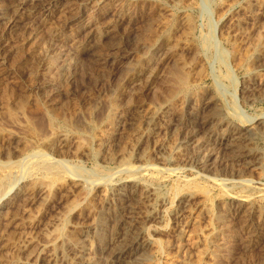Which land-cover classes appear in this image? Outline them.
<instances>
[{
  "label": "rangeland",
  "instance_id": "obj_1",
  "mask_svg": "<svg viewBox=\"0 0 264 264\" xmlns=\"http://www.w3.org/2000/svg\"><path fill=\"white\" fill-rule=\"evenodd\" d=\"M16 1L0 0V179L11 176L9 186L23 191L19 200L0 204V264H48L66 238L80 240L78 228L92 221L106 192L132 176L160 197L194 194L187 205L176 200L166 210L156 204L161 214L150 224L152 251L142 264L215 263L222 206L232 209L229 221L241 203L251 223L258 222L255 211L264 215V69L255 61L264 43V0H63L45 13L37 7L28 30L13 31L10 21L24 12L21 4L35 5ZM122 56L130 58L120 67ZM79 57L86 60L75 63ZM70 60L73 79L62 71ZM158 111L167 113L166 125L178 117L185 123L194 112L197 121L220 113L252 127L262 159L241 182L225 175L239 168L231 153L214 161L217 172H205L180 148L181 125L157 135L163 163L151 142L139 167L103 164L98 140L111 133L118 116L137 117L113 152L125 154L141 119ZM47 160L62 173L35 168ZM237 233L229 255L234 264L262 258L264 238Z\"/></svg>",
  "mask_w": 264,
  "mask_h": 264
},
{
  "label": "bare ground",
  "instance_id": "obj_2",
  "mask_svg": "<svg viewBox=\"0 0 264 264\" xmlns=\"http://www.w3.org/2000/svg\"><path fill=\"white\" fill-rule=\"evenodd\" d=\"M62 1L63 0H35L34 6H26V7H24L21 4L24 12L18 14L10 21L11 30L27 31L28 30L27 22L30 18L33 17L35 10L38 9L37 7H40V9L44 10L43 12L45 13L52 6L54 7V5H58ZM21 3H23V1ZM38 12L40 13V10ZM85 54L87 56L92 57V55L94 54V50L92 48L91 49L87 48ZM83 58L84 57L73 58V61L76 63L78 60H82ZM129 58H130L129 56H122V58L118 59L121 62L120 67L123 66V64ZM84 60H86V58H84ZM255 61L259 64L260 68L264 69V43L256 51ZM73 66L74 65L71 64V60H70V62H68L66 65L62 67V71L64 72V74L68 75L67 77L69 79H73L74 75L76 74V73L74 74L72 71ZM123 72H125V69ZM256 84L258 86V83H255L252 86L250 85V89L252 87L254 88L253 91H256L255 90L257 87ZM260 86L264 87V83H262ZM9 112L12 113L11 111ZM166 114L162 111L161 112L158 111V112L149 113L146 116H144V118H142L140 121L141 124L139 123L141 127L138 125L140 129L136 133H134L136 136L131 141L130 150L126 151L127 153L125 154H121V153L113 154L119 142L121 143L122 139L125 138L124 136L131 129L130 125L133 126L134 124H136L137 121L136 119L137 117L135 118L131 116L124 120L121 116H118L116 118L115 123L110 124L112 126L111 133L109 135L107 134L103 136L98 140V143L100 144L104 152V156L102 160L103 164L108 165L110 161L114 160L117 164L116 166L119 169L125 168L132 170L135 167H139L143 165L145 161H147L145 159L147 156L145 155L146 145L151 142H154V148H155L154 150L156 152L157 159L159 160V162L163 163L165 160L162 151L163 147L161 145H158V143L156 142L157 135L162 129H165L167 132L177 131L181 125H183V127L181 128L182 129L181 132L183 133V135L181 138L180 148L188 150L190 156L188 159L191 161V163H194L205 172L211 173L213 170L215 171L216 169H213L214 161L216 160L219 161L220 160L219 158L222 156V154L227 155L231 153L232 155H234L232 157L234 163H237V165H239V168L233 172L226 173L225 175L236 177V179L238 178L240 181L243 180L246 176L245 174L250 169H252L254 165L260 163V160L262 159L261 152L259 151V149L256 148V142H255L256 132L252 127H244V128L239 127L234 123L230 122L228 119L222 117L220 113L214 114V118H212V116L211 117L206 116L203 117L202 120L199 118L201 121H197L195 115H193L194 112L190 114L189 119L185 123L183 122L182 118L178 117V119L175 118L176 120L172 122H168V124L166 125L165 124L167 121ZM220 128H223L222 129L223 131L220 132L219 131ZM201 132L203 134L199 138V134ZM47 143L51 145L52 140L48 139ZM25 160H27V158ZM17 164L19 163L17 162ZM35 168H43L45 173L50 175L53 174L56 175L58 174V172L62 173L61 168H59L56 164L52 162H48V160L46 162H43V164L40 165L38 164L37 166H35ZM222 173L221 175H223L225 172L223 174ZM10 178L12 177L7 175L0 179V194L2 195V198L0 199V204H3V202L5 201H7L6 204L8 205L11 204L12 201L16 200V198L19 197L18 196L19 192L23 191L19 189V192H17L18 184H16L14 181L13 182L15 184L12 187H10L9 185L12 184ZM178 196H180V198H178ZM193 198H194V194L191 192H185V194L183 193V195H181L178 192V195L175 197H170V196L160 197L153 189L142 187L136 181L134 176H132L131 179L124 181L117 187L113 188L112 190L110 189V191L106 192V194L102 198L101 207L97 209L96 212H94L92 221L90 220L88 222L84 221L85 223L81 226V228L79 226H78L79 228L76 227L80 229L78 231V233L80 234L79 241H73L71 237L68 239L66 238L65 240L62 237V239L65 240L63 249L60 252L57 251L58 253L56 254L55 253L53 255L51 254V256L48 259V264H58V261H62L64 262V264H142L144 262H147L150 259L151 251H152L150 224H152L156 220L158 221L161 214L159 213L157 208H155L156 204L159 203V205L163 209L167 210L173 207L174 205H176L175 204L176 200H180L181 203L187 205ZM158 200L159 202H157ZM181 203L179 204L182 205ZM243 205L244 204L241 203L237 206L235 211L238 216L235 219V221L233 219H231L233 221H229V216L232 209L231 210L227 209V206L226 209L222 206L221 208L222 211L217 215L213 211H211V216L213 218L216 215V223L218 225L217 232L215 231L216 232L215 240H213L216 242L215 249L214 251H212V256L215 257V263L216 261L219 262L220 260H223L224 262L225 259L224 264H234L235 257L229 255L233 249L232 237L234 238L238 237L239 235V233H237L238 229L242 231L251 232L252 237H255L256 239L264 238V215L259 213V211H255L254 215L258 216V222L256 224H253L255 222L252 221L251 223V218L245 215L248 211L246 213L245 211H243L244 209ZM178 214L179 213L177 211L176 213L177 217ZM177 235L182 237V230L180 231L177 230ZM241 235L243 236V234ZM253 243L254 242L252 238L248 240V244L247 243L246 244L248 248L251 249V247H253ZM258 246L260 247L261 245ZM252 264H264V255L262 256V258L260 257L259 260L252 262Z\"/></svg>",
  "mask_w": 264,
  "mask_h": 264
}]
</instances>
